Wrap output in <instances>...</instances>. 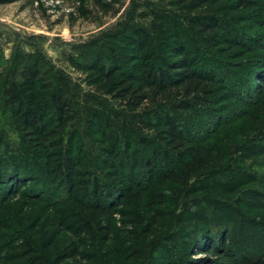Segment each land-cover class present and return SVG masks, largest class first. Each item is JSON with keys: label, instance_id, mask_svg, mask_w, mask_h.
Here are the masks:
<instances>
[{"label": "trees", "instance_id": "1", "mask_svg": "<svg viewBox=\"0 0 264 264\" xmlns=\"http://www.w3.org/2000/svg\"><path fill=\"white\" fill-rule=\"evenodd\" d=\"M16 58L0 56V264H264V224L239 210L264 202L244 164L264 153V0H129L70 59L90 90Z\"/></svg>", "mask_w": 264, "mask_h": 264}, {"label": "rangeland", "instance_id": "2", "mask_svg": "<svg viewBox=\"0 0 264 264\" xmlns=\"http://www.w3.org/2000/svg\"><path fill=\"white\" fill-rule=\"evenodd\" d=\"M128 4L129 0L111 3L103 11L97 0H0L1 68H11L18 59L17 54L21 57L39 54L49 63L51 72L65 74L84 90H90L85 73L76 70L70 59L79 57L93 42L102 38V33L122 21ZM233 106L235 110L245 108L241 103ZM242 121L225 127L229 136H242ZM257 140L264 142V134ZM248 163H252L249 171L259 172L257 175L264 177V153L251 157L244 164ZM244 164L238 161V165ZM256 188L263 190L260 185ZM239 210L258 224H264L263 201L250 198L246 204H241ZM229 217L222 219L233 230L238 225L237 219ZM200 255L213 257L210 252L194 257Z\"/></svg>", "mask_w": 264, "mask_h": 264}]
</instances>
